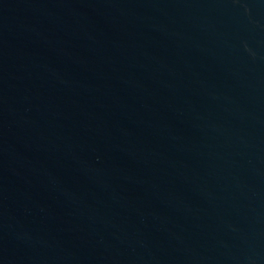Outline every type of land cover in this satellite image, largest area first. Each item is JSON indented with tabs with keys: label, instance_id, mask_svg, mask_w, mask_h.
I'll list each match as a JSON object with an SVG mask.
<instances>
[{
	"label": "water",
	"instance_id": "obj_1",
	"mask_svg": "<svg viewBox=\"0 0 264 264\" xmlns=\"http://www.w3.org/2000/svg\"><path fill=\"white\" fill-rule=\"evenodd\" d=\"M0 264H264V0H0Z\"/></svg>",
	"mask_w": 264,
	"mask_h": 264
}]
</instances>
